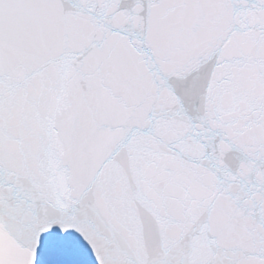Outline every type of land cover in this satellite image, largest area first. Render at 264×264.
Segmentation results:
<instances>
[{"label": "snow or ice", "instance_id": "obj_1", "mask_svg": "<svg viewBox=\"0 0 264 264\" xmlns=\"http://www.w3.org/2000/svg\"><path fill=\"white\" fill-rule=\"evenodd\" d=\"M0 264H264V0H0Z\"/></svg>", "mask_w": 264, "mask_h": 264}]
</instances>
